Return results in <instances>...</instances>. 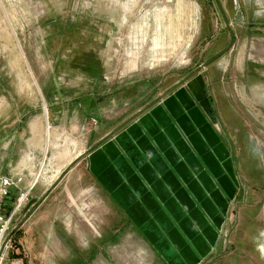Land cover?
Returning a JSON list of instances; mask_svg holds the SVG:
<instances>
[{
  "label": "rangeland",
  "instance_id": "374dc122",
  "mask_svg": "<svg viewBox=\"0 0 264 264\" xmlns=\"http://www.w3.org/2000/svg\"><path fill=\"white\" fill-rule=\"evenodd\" d=\"M182 1L0 0V99L44 120L39 172L82 147L78 165L60 169L40 200L34 184L15 215L24 264H166L123 222L86 163L94 148L196 77L204 84L198 109L227 145L223 176H235L198 264H264V0ZM191 87L202 96L198 82ZM199 131L184 164L207 167L220 186L208 160L216 146Z\"/></svg>",
  "mask_w": 264,
  "mask_h": 264
},
{
  "label": "crops",
  "instance_id": "0c3cea01",
  "mask_svg": "<svg viewBox=\"0 0 264 264\" xmlns=\"http://www.w3.org/2000/svg\"><path fill=\"white\" fill-rule=\"evenodd\" d=\"M192 82L199 83L202 96L192 89ZM192 82L189 83L191 90L182 88L179 93L171 92L122 128L112 142L106 140L94 148L86 163L97 189L117 203L126 218H122L123 222L145 237L166 264H198L199 259L208 257L227 195L235 191L234 172L232 177H224L219 162L226 157V142L221 143L196 104L195 97L204 102V84L198 77ZM17 108L6 96L0 99V174L21 177L18 187L11 188L9 200L16 190H26L31 183L39 185L40 200L49 187L48 182L60 169L78 165L82 147L76 143L74 154L67 162L68 158L54 159L57 162L52 165L55 166L52 172L47 168L39 172L42 160L37 151H43L44 120L40 116L33 121L25 118ZM200 128L204 129L209 143L216 146L218 154L208 153V160L213 164L214 174L220 175L217 179L220 186L213 184L207 167L201 166L195 171L184 164L182 156L192 148L191 142L196 143ZM207 151L210 152L206 149L204 154ZM156 171L163 173V179H159ZM170 191L176 193L175 198ZM34 203L35 200L30 205ZM200 208H204L208 219Z\"/></svg>",
  "mask_w": 264,
  "mask_h": 264
},
{
  "label": "built area",
  "instance_id": "2783aa9c",
  "mask_svg": "<svg viewBox=\"0 0 264 264\" xmlns=\"http://www.w3.org/2000/svg\"><path fill=\"white\" fill-rule=\"evenodd\" d=\"M20 181L21 177L13 178L0 174V264H24L16 239L18 226L14 221L15 215L20 212L24 202L28 200L27 196L33 183L26 190L20 191V196H24V199L20 201L19 196L11 209H7L10 190L12 187H18Z\"/></svg>",
  "mask_w": 264,
  "mask_h": 264
},
{
  "label": "bare ground",
  "instance_id": "6f19581e",
  "mask_svg": "<svg viewBox=\"0 0 264 264\" xmlns=\"http://www.w3.org/2000/svg\"><path fill=\"white\" fill-rule=\"evenodd\" d=\"M183 1H184V0H183ZM183 1H182V2H183ZM183 3H186V2H183ZM179 4H181V3H179ZM184 5H185V4H184ZM184 5H183V6H184ZM186 5H187V4H186ZM186 5H185V6H186ZM171 22H172V21H171ZM169 24H171V23H169ZM19 199H20V201H22V200L24 199V196H20Z\"/></svg>",
  "mask_w": 264,
  "mask_h": 264
},
{
  "label": "trees",
  "instance_id": "16d2710c",
  "mask_svg": "<svg viewBox=\"0 0 264 264\" xmlns=\"http://www.w3.org/2000/svg\"><path fill=\"white\" fill-rule=\"evenodd\" d=\"M13 201H14V199H13V197H11L10 200H9V205H10V203L13 202ZM9 205H8V207H9Z\"/></svg>",
  "mask_w": 264,
  "mask_h": 264
}]
</instances>
